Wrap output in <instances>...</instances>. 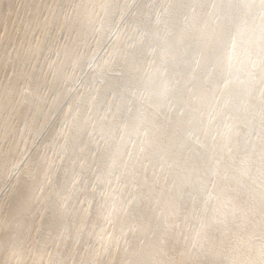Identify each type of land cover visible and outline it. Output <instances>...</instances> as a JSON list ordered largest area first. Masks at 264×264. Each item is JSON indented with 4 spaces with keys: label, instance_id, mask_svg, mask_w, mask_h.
<instances>
[{
    "label": "bare ground",
    "instance_id": "obj_1",
    "mask_svg": "<svg viewBox=\"0 0 264 264\" xmlns=\"http://www.w3.org/2000/svg\"><path fill=\"white\" fill-rule=\"evenodd\" d=\"M0 264H264V0H0Z\"/></svg>",
    "mask_w": 264,
    "mask_h": 264
}]
</instances>
